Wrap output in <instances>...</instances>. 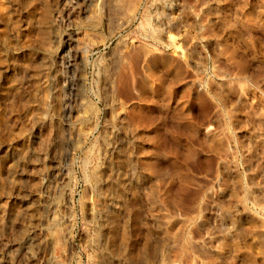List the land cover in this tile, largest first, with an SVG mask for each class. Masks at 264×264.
<instances>
[{
  "label": "rangeland",
  "instance_id": "rangeland-1",
  "mask_svg": "<svg viewBox=\"0 0 264 264\" xmlns=\"http://www.w3.org/2000/svg\"><path fill=\"white\" fill-rule=\"evenodd\" d=\"M0 264H264V0H0Z\"/></svg>",
  "mask_w": 264,
  "mask_h": 264
}]
</instances>
